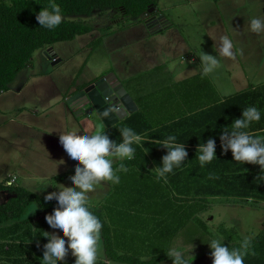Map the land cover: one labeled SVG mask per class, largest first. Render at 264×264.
Instances as JSON below:
<instances>
[{
  "label": "crops",
  "instance_id": "obj_1",
  "mask_svg": "<svg viewBox=\"0 0 264 264\" xmlns=\"http://www.w3.org/2000/svg\"><path fill=\"white\" fill-rule=\"evenodd\" d=\"M219 3L221 4V0ZM226 10L231 15L227 20V28L233 32H241L243 27L237 26L240 19L235 15L236 9L227 5ZM155 14L162 16L160 13L157 14L156 8ZM235 17L239 22H236ZM166 21V27L154 33H150L144 26L145 33L150 37L166 38L167 36L163 37V35L177 30L175 27L186 24L185 20H181L179 24ZM224 25L219 23L220 28H223ZM209 26L213 29L216 25L210 23ZM227 28L224 27V31L221 30V37L229 38ZM179 32L180 35L177 33L176 41L172 42L170 47L165 48L167 56L162 64L144 67L154 73L152 78L138 75L139 71L143 74L142 59L148 58L144 54L140 58L133 57V59L124 58V55L119 56L116 64L108 71H101L95 76L83 79L80 84L74 83L73 75L66 78L59 77L58 74L57 76L47 74L44 68L31 70L23 75V80L19 81L18 85L15 84L14 87H11L14 94L8 95L11 89L0 94V119L3 120L4 115L12 109L16 117L20 119V122L18 120L14 126V139L23 141L30 138L28 139L30 143L34 142L32 156L40 155L39 148L45 150V153L41 155L49 160L50 172L43 178L48 180L59 179L58 177L64 173L75 174L76 162L69 158L60 145L59 134L73 131L78 135H91L104 126L106 134L115 141L120 137L119 130L124 127L116 129L123 125V121L129 117L137 116L131 121L129 128L144 136V147L133 145L135 148L134 158L131 160L125 158L123 161L131 164H125L128 168L126 173H118L120 182L113 184L104 181L96 184L94 191L88 194L90 199L87 205L96 208L108 225L110 245L119 256H130L141 263H147L154 256L166 255L170 249L180 250L184 254L199 250L205 252L202 264H212L210 248L207 245L210 241L204 236L206 244L196 243L195 231L191 225L192 222L196 224L197 218L200 219L199 216L202 213L196 214L197 201L203 203L201 206L205 210L208 207L207 203L222 200V198H197L195 194L197 185L208 182L205 178L201 176L198 178L196 175V169L201 167L196 159L197 146L209 138L214 139L216 159L214 158L212 161H217L219 168L226 166L225 161H221L224 154L219 139L221 129L230 126L234 119L241 118L242 110L249 106H255L260 111L261 119L252 122L246 131L253 136L264 134V129H260L264 123V98H262L264 82L257 86L256 83L244 85L230 83L229 79L224 80L223 75L228 66L231 64V67H234L240 62L237 61V56L235 59L225 58L220 56L217 50L211 52L210 55L217 56L219 60L214 71H222L223 75L211 74V72L204 74L193 51L194 46H190L192 44L189 32H187V39L183 30L182 33ZM136 40L143 44L142 38L137 37ZM117 48L121 49V47ZM52 50L51 47L52 58L48 61L51 63L52 60L57 59L60 62L59 56ZM41 52L45 59L43 51ZM178 53L179 60L176 61L173 57ZM253 56L254 52H250L244 57ZM223 61L226 63L224 64ZM154 70L156 71L154 72ZM108 72L117 77L136 108L134 112L127 113L124 118L106 127L94 114L78 116L69 108L66 99L73 90L80 89ZM21 77L18 75L17 78L21 79ZM26 106H31L34 110L31 113L28 110L25 111ZM23 129L36 133L25 136L22 132ZM36 130H40L38 132L42 137ZM169 135H174L177 143L185 144L188 157L181 166L167 174V182H165V179H157V174L152 171L155 167L161 166V158L167 154V150L159 147L158 144L149 142V140H164ZM4 136L2 135L0 138L4 139ZM145 148L149 149L148 154L145 153ZM117 165L118 162L114 167ZM15 180L14 177H6V183L13 181L12 186H14ZM65 180H69L68 182L71 183L69 178ZM61 185L64 184H59L57 189L50 187L46 192L49 194L57 191ZM260 204H264V202L248 201L246 205L259 209ZM200 220L203 222L202 219ZM45 224L48 233L54 232L61 235L58 229L50 228L46 221ZM203 224L204 226L200 229L206 233L207 226L205 222ZM225 231L228 229H213L208 232L209 239H218L224 243L226 242L223 235ZM262 232H264V222H260L257 228L244 227L239 232H235L236 234L230 235L235 243V248H237L245 238H249L252 242ZM199 237L201 238V235ZM28 257L32 258V255H28ZM38 258L41 259L40 256ZM102 258L106 259L103 245ZM103 259L98 260L97 264H103ZM109 261L111 264H130L128 260ZM156 264H172V262L163 260Z\"/></svg>",
  "mask_w": 264,
  "mask_h": 264
},
{
  "label": "rangeland",
  "instance_id": "obj_2",
  "mask_svg": "<svg viewBox=\"0 0 264 264\" xmlns=\"http://www.w3.org/2000/svg\"><path fill=\"white\" fill-rule=\"evenodd\" d=\"M7 1V0H4ZM228 1V2H227ZM157 0L156 12L169 22L179 24L181 20H185L186 24L181 27H175L177 30L163 35L166 38L150 37L146 34L144 20L142 22L134 21L116 14L112 10H107L101 15H91L89 17H75L74 20L89 27L90 33L78 36L72 41L59 42L52 46V52L56 53L60 62L56 65L44 59L41 55V50L35 51L32 55L31 61L26 69L21 71L18 75L20 78H15L11 87L23 80V75H26L31 70H38L39 68L47 71V74L59 77H75L74 83L80 84L83 79H88L98 73L106 72L116 64L119 56L124 55V58L141 57L142 54L148 58L142 59L141 66H143V74L138 72V75L143 77H153V72L146 70L144 67L162 64L165 56H167V47H170L172 42L176 41L177 33L180 35L182 30L187 39L189 32L190 43L194 46L197 62L200 65L199 59L201 51L206 54L218 49L220 46L221 30L227 28V20L231 15L226 10L227 5H231L236 9L235 15L239 17L243 30L241 32H233L229 28V39L233 41L234 52H236L238 65L228 66L227 71L223 75L222 71H211V74L223 75L224 80H230V83L240 84H254L259 80L264 82V32L253 33L248 29V22L251 18L264 19V0ZM223 6V8H221ZM155 13V11L153 12ZM147 19V18H146ZM236 19V17H235ZM236 22H239L236 19ZM213 23V29L209 24ZM219 23L225 24L220 28ZM189 24V25H187ZM121 34V35H119ZM142 38L143 44L138 42L136 38ZM159 41H161L159 43ZM121 47V49L117 48ZM164 49V50H163ZM242 50V55L240 54ZM138 54H137V52ZM117 52V53H115ZM254 52V56L245 58L247 54ZM181 53V52H180ZM182 54V53H181ZM174 60H179V53L173 57ZM224 64L226 61H223ZM243 63V64H242ZM156 70H154L155 72ZM107 74H110L109 72ZM18 85V84H17ZM16 85V86H17ZM8 94L11 96L13 88H10ZM25 111H33L31 106H26ZM20 122L15 113L10 109L5 115L4 119H0V183L6 182V177L15 178L14 186L22 187L27 191L36 193L41 198H44L48 193L50 187L58 188L59 184H64L66 187H72L68 179H44L49 171V160L41 154L45 150L40 149V155L32 156L34 152V142L30 138L20 141L14 139L16 122ZM22 122V121H21ZM37 132L40 130H36ZM25 136L28 134H35V131L23 129ZM42 137L41 133L38 132ZM264 135V134H260ZM25 166V167H24ZM29 172V173H28ZM30 174V175H29ZM34 177H37L36 179ZM7 199V195L0 192V205ZM245 204V205H244ZM247 203H233L226 199L213 201L207 203L208 207L202 211L200 219L206 224V233L200 229L195 222H192L191 227L194 228L196 243L206 244L204 236L208 241L211 230L228 229L230 234H236L241 228H257L260 222H264V204H260V208H252L246 205ZM38 205L36 202H30L28 207L24 210L22 218L30 217L38 212ZM211 219V220H210ZM45 222V219L43 220ZM31 228L38 225L39 228L43 223L33 221L30 223ZM40 230V229H38ZM236 232V233H235ZM201 235V238L199 237ZM234 243V241H233ZM235 244V243H234ZM204 250V248H202ZM199 250L191 251V253L184 254L185 258L192 264H197ZM195 254V257H193ZM13 259V258H10ZM3 260V261H2ZM2 261V262H1ZM10 261V262H8ZM32 261L31 257H27L26 262ZM12 260L8 257L0 256V264H12ZM198 264H202L199 261Z\"/></svg>",
  "mask_w": 264,
  "mask_h": 264
},
{
  "label": "clouds",
  "instance_id": "obj_3",
  "mask_svg": "<svg viewBox=\"0 0 264 264\" xmlns=\"http://www.w3.org/2000/svg\"><path fill=\"white\" fill-rule=\"evenodd\" d=\"M36 20L40 27L53 29L63 20L60 7L50 0L48 8H42L36 14ZM248 29L253 33L264 32V19L251 18ZM220 56L235 59L234 44L227 36L220 38V46L217 49ZM242 55V50H240ZM200 67L204 74L213 71L219 64L217 56L209 55L201 51L199 57ZM257 86L261 81H255ZM107 115V114H105ZM261 113L255 106H249L242 110V117L234 119L232 124L221 129L219 137L222 153L231 151L234 162L258 165L260 173L255 180L264 182V138L255 137L246 131L252 122L259 121ZM121 141L117 142L109 138L101 126L95 134L78 135L77 132L59 134V143L70 159L76 162L75 174L70 176L72 187L61 188L44 196L45 202L55 200L57 206L51 214L45 216V221L52 229H58L61 235L44 232L43 236L48 242L43 245V258L40 264H60L65 261L69 253L75 259V264H97L102 258L101 230L102 223L86 206L90 199L89 193L94 191L96 184L104 181L118 184V173L127 172L128 168L123 162L125 158L131 160L135 155L133 145L144 147L145 138L137 134L133 129L124 127L119 130ZM152 143L167 150V154L161 158V166L154 168L152 172L157 174V179H165L174 168L182 165L188 157L185 144L177 143L174 135H169L164 140H153ZM149 149L145 148L148 154ZM216 142L209 138L200 143L196 150V159L201 167L216 159ZM118 162V167H114ZM209 179H218L214 174H209ZM35 228V227H34ZM12 241H4L11 243ZM17 244L20 241H16ZM210 248L212 264H244L246 256L255 255L249 238H245L239 247L229 248L218 239H213L207 244ZM39 247V244H37ZM172 264H189L182 251L170 249L166 253ZM103 264H111V261L103 259ZM193 264V261H192Z\"/></svg>",
  "mask_w": 264,
  "mask_h": 264
},
{
  "label": "trees",
  "instance_id": "obj_4",
  "mask_svg": "<svg viewBox=\"0 0 264 264\" xmlns=\"http://www.w3.org/2000/svg\"><path fill=\"white\" fill-rule=\"evenodd\" d=\"M52 2L60 7L63 20L59 26L48 29L39 26L36 14L42 8H48L50 0H0V94L11 88L17 75L28 67L35 51H45L56 43L72 41L78 36L90 33L91 29L75 21V17L101 15L107 10H112L132 22H142L146 16L150 15L147 14V10L151 7L156 8L157 0H52ZM262 96L264 98V93ZM135 117L137 116L125 119L123 125L116 130L129 127ZM261 126L260 129L263 130L264 123ZM255 137L264 138V135L257 134ZM115 141L120 142L121 137L116 138ZM221 161H225L226 166L219 168L218 162L212 161L196 169L198 178L201 176L208 180L206 184L195 187L197 198L219 197L240 204L248 201L264 202V182L255 180L260 173L258 165L234 162L231 151L223 154ZM210 173L218 179H209ZM72 175L64 173L58 178L63 180ZM0 192L7 195L6 201L0 205V256L8 257L12 260V264H40L43 258V245L48 242L43 237L44 232H47L43 220L46 215L52 213L57 202L55 200L45 202L44 198L35 193L18 186H7L6 182L0 183ZM30 202H36L39 211L30 217L21 219ZM202 204L196 202V214L204 210ZM86 206L103 225L100 235L107 260H128L130 264H156L163 260L172 262L165 254L154 256L147 263H141L130 256L117 255L110 245L108 225L96 208ZM33 221H42L43 224L39 228H37L38 225L31 228L29 225ZM196 224L200 228L204 226L198 218ZM223 235L226 239L224 244L229 248H235L230 231H225ZM6 240L12 242L4 243ZM16 241L20 243L17 244ZM251 245L250 253L254 251L256 254L246 256L244 264H264V232L258 235ZM204 254L205 252L201 251L196 256L197 264L202 261ZM28 255H32V261L29 263L26 262ZM60 264H75V259L69 254Z\"/></svg>",
  "mask_w": 264,
  "mask_h": 264
},
{
  "label": "water",
  "instance_id": "obj_5",
  "mask_svg": "<svg viewBox=\"0 0 264 264\" xmlns=\"http://www.w3.org/2000/svg\"><path fill=\"white\" fill-rule=\"evenodd\" d=\"M154 11L155 7H151L147 14ZM144 24L150 33H154L165 28L167 21L161 15L151 16L144 20ZM50 52L51 48L43 51V56L47 60L52 58ZM58 62L59 60L54 59L51 65ZM66 103L78 116L96 115L106 127L124 118L127 113L134 112L136 108L131 97L113 74L102 75L80 89L73 90Z\"/></svg>",
  "mask_w": 264,
  "mask_h": 264
},
{
  "label": "flooded vegetation",
  "instance_id": "obj_6",
  "mask_svg": "<svg viewBox=\"0 0 264 264\" xmlns=\"http://www.w3.org/2000/svg\"><path fill=\"white\" fill-rule=\"evenodd\" d=\"M151 16H156V17H157V16H159V15H156L155 13H152V14L146 16V18H149V17H151ZM146 18H145V19H146Z\"/></svg>",
  "mask_w": 264,
  "mask_h": 264
},
{
  "label": "built area",
  "instance_id": "obj_7",
  "mask_svg": "<svg viewBox=\"0 0 264 264\" xmlns=\"http://www.w3.org/2000/svg\"><path fill=\"white\" fill-rule=\"evenodd\" d=\"M13 183V181H9L6 183L7 186H11V184Z\"/></svg>",
  "mask_w": 264,
  "mask_h": 264
}]
</instances>
